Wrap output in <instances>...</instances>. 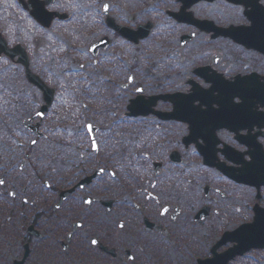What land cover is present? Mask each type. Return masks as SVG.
Returning <instances> with one entry per match:
<instances>
[{
	"label": "flooded vegetation",
	"instance_id": "af4514ba",
	"mask_svg": "<svg viewBox=\"0 0 264 264\" xmlns=\"http://www.w3.org/2000/svg\"><path fill=\"white\" fill-rule=\"evenodd\" d=\"M88 51L94 71L104 67L96 83L117 84L96 85L90 105L72 106L71 70L62 89L34 87L26 97L0 88V258L5 252V264H201L234 247L220 244L215 231L237 220L236 227L250 224L255 209H264L263 90L233 89L241 73H229L220 55L206 65L221 76L178 83L174 64L154 62L144 75L129 69L122 76L119 59L99 63ZM1 62L0 81L27 80L23 65ZM14 65L19 76L16 69L5 73ZM79 74L74 85L88 81ZM173 96L193 101L190 114L175 113ZM138 98L147 105L131 108ZM205 224L206 241L196 237ZM190 233L193 249L183 253L178 244ZM250 254L264 249L228 264Z\"/></svg>",
	"mask_w": 264,
	"mask_h": 264
},
{
	"label": "rangeland",
	"instance_id": "374dc122",
	"mask_svg": "<svg viewBox=\"0 0 264 264\" xmlns=\"http://www.w3.org/2000/svg\"><path fill=\"white\" fill-rule=\"evenodd\" d=\"M106 5H108L110 15L117 23L128 26L135 32L139 30V27L151 23L152 28L148 36L140 39L138 45H134L125 42L123 38L114 34V31L105 26V17L101 10ZM180 7V0H56L55 3L50 5L49 9L66 12L70 14V17L66 21H54L52 27L48 30L41 28L39 25L36 27L35 21L29 18V15L19 6L16 0H0V32L8 44L14 46L16 43H20L29 48L28 51L33 66L31 67L34 72L41 75L43 79L46 78L57 88L62 89L68 82L65 74L68 75L69 70L73 74H77L70 77L71 87H73L72 106L81 105L82 101H86L90 105L92 101L90 94L94 91L96 85L99 86L105 83L113 88L117 85L105 79H101V83H96V79L100 78L101 73H104V67L100 64V69L96 68L97 72H95L91 59L87 56L89 46L105 37L109 39V45L105 50L99 52L96 59L100 60L99 63L109 58L119 59L120 64L117 74L122 76L128 73L129 69L136 70L139 74L143 72L144 75V66H150L154 62L165 64V67L174 64L177 67V72L172 78L176 77L178 83H185L188 79L195 78L192 72L193 68L205 66L213 54H220L221 59L227 60L225 63L231 74L238 71L241 74L260 72L262 73L261 76H264V57L257 52L247 51L240 45L231 42V40L229 41V39H208L210 36L206 33H202L190 25L178 23L170 16V12H177ZM190 11L197 18H207L216 22L219 20L218 27L238 23L243 26L249 25L245 20L244 8L229 4L224 0L214 3L202 2L194 5ZM101 21L103 22L100 23ZM185 33H195L196 36L194 40L181 48L180 36ZM126 48L130 49L128 53L123 51ZM4 62L0 60V64ZM85 64L89 65L82 69L80 65ZM13 69L17 70L18 76L22 74V70L16 65ZM11 72L13 71L11 70ZM5 73L9 74L7 71ZM79 73L85 74L88 81L84 82L81 79L74 85L76 78L80 77ZM11 78V76L9 78L3 76L0 81V88L20 89L24 95L34 90V86L28 83L27 80L23 79L24 82L17 77L18 86H16L12 84ZM139 78L143 79V76ZM83 90L88 92V96L82 97ZM123 96L124 99L128 98L126 95ZM31 99L38 100V98L33 97ZM185 176L186 178H199L198 175L193 173ZM203 202L200 198L199 205ZM238 202L240 201L237 200ZM210 204H213V202H210ZM243 206H245V202ZM236 223H230L226 228L232 230L236 227ZM211 224H214L215 228L216 223ZM210 226L209 224H205L203 227L202 225L199 226L200 231L196 237H205L203 240L206 241L211 234ZM203 229L209 230V234ZM220 232V235H223L225 231L217 229L215 231L216 237L220 236ZM191 236L192 233L181 238L178 244L179 251L185 253L186 246L190 250L193 249V246L189 243ZM203 249L202 245L198 247L200 256L205 254ZM11 253L16 256L17 247H14V251H11ZM6 259V253L3 252L0 264H5ZM255 260L260 261H257V264H264V254H259V257L256 254H250L241 263L252 264Z\"/></svg>",
	"mask_w": 264,
	"mask_h": 264
},
{
	"label": "water",
	"instance_id": "95a60500",
	"mask_svg": "<svg viewBox=\"0 0 264 264\" xmlns=\"http://www.w3.org/2000/svg\"><path fill=\"white\" fill-rule=\"evenodd\" d=\"M20 3L25 7L28 8L27 3L25 0H19ZM53 0H45V1H39V0H29V3L33 6V10L31 11V14L43 25L50 26L51 21L53 20L54 16H58L56 13H49L45 10V6L49 4ZM183 3V6L181 8V12L177 14H173L179 21L186 22L189 24H194L200 27L202 30H206L210 32L211 30L215 31L214 37H217L219 35L230 37L235 42L244 45L248 49H255L261 53L264 54V6L260 3V0H228L230 2L236 3V4H243L246 7V15L248 19L251 21V26L247 27H234L231 26L227 29H221V28H206L205 22L198 21L194 19L191 12H187V9L190 8L193 4L198 3L201 0H181ZM208 1H214V0H208ZM61 18H64V16H61ZM108 25L115 30H117L122 36L128 38L129 40L138 43L140 38H145L148 36L151 24H148L147 26H141L139 27L138 31H133L129 29L128 27H120L116 25L112 19L108 18ZM144 30V31H143ZM143 31V32H142ZM194 35H187L182 38V44H185L187 41L192 40ZM106 44H98L93 49L97 50L100 46L105 47ZM17 51L21 53V58L19 61L23 62L26 66H28V60L23 52V50L20 47L16 48ZM2 52H10L8 51L6 47V42L0 35V54ZM13 56V55H12ZM208 67L199 69L198 72L201 77H204L208 80H214L215 74L209 75L207 73ZM27 76L30 82L38 85L44 91H47L46 87L43 85L41 79L34 75L30 70H27ZM213 77V78H212ZM259 76L252 74L249 76H245L243 78H236L237 81L242 82H234L232 83L233 89H238V87H241L244 84L248 85V90H259L258 88H255L253 86V82L257 83ZM258 84V83H257ZM257 87V86H256ZM211 91L213 89L211 88ZM264 95V90H263ZM186 98V96H183ZM234 97V96H233ZM184 98H176V97H170V99L174 102V105L177 107L175 110V113L180 112L181 110L184 111V115L190 114L188 113L192 106V102H187L186 100L183 101ZM142 103L141 100L138 98L137 100L133 101L132 106L135 103ZM181 102H184V106L180 104ZM207 105H210L206 103ZM147 105V104H146ZM234 105V104H233ZM181 106L184 108L182 109ZM234 177V176H232ZM238 181H242L245 184H251L253 183L251 179L242 180L234 177ZM256 215L254 218L253 223L248 225H242L238 229H236L233 232H226L223 235V238L220 242L227 243V242H234L237 243V245L234 248L229 249L227 252L221 254V255H215V257L212 260L208 261H202L201 264H228L229 261L233 260L238 255H243L247 252H249L252 249H263L264 248V209L262 208H256ZM219 246V245H217Z\"/></svg>",
	"mask_w": 264,
	"mask_h": 264
},
{
	"label": "snow or ice",
	"instance_id": "6c2138e0",
	"mask_svg": "<svg viewBox=\"0 0 264 264\" xmlns=\"http://www.w3.org/2000/svg\"><path fill=\"white\" fill-rule=\"evenodd\" d=\"M0 183H3V181H0Z\"/></svg>",
	"mask_w": 264,
	"mask_h": 264
}]
</instances>
